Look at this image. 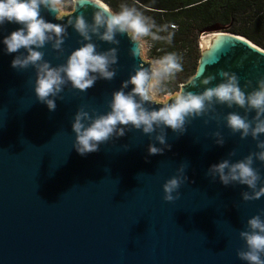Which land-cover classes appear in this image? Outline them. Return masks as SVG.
I'll use <instances>...</instances> for the list:
<instances>
[{
    "label": "water",
    "instance_id": "obj_1",
    "mask_svg": "<svg viewBox=\"0 0 264 264\" xmlns=\"http://www.w3.org/2000/svg\"><path fill=\"white\" fill-rule=\"evenodd\" d=\"M80 11L91 22L94 10L78 7L73 16ZM41 15L52 23L68 20L57 21L43 9ZM18 27L6 23L0 41ZM116 38L120 43L114 79L98 80L84 93L69 86L52 112L36 101L34 70L11 68L19 53L5 54L0 43V264H247L237 257L245 248L239 233L264 211V197L244 202L241 192L246 186L225 187L206 176L208 167L229 158V152L235 153V162L257 151L250 136L241 140L225 126L229 112L243 115V110L217 105L218 120L194 119L182 136L166 129L171 150L163 155L148 156L151 141L137 130L87 156L73 149L76 111L86 106L107 113L112 93L141 63L130 55L127 35ZM93 42L98 51L112 47L95 37ZM80 46L81 38L69 27L62 55L50 45L41 51L57 66ZM200 47L201 79L220 70L235 72L242 88L252 82L250 92L264 76V48L245 37L214 33L201 38ZM219 82L217 77L209 87ZM216 131L225 138L222 147L213 143ZM183 162L188 164V183L181 186L178 200L165 202L162 185ZM254 167L264 177V164L257 161Z\"/></svg>",
    "mask_w": 264,
    "mask_h": 264
},
{
    "label": "clouds",
    "instance_id": "obj_2",
    "mask_svg": "<svg viewBox=\"0 0 264 264\" xmlns=\"http://www.w3.org/2000/svg\"><path fill=\"white\" fill-rule=\"evenodd\" d=\"M70 2L71 14L65 10V0H0V28L6 23L20 25L0 43L4 45L5 54L19 53L11 61V68L23 71L31 67L34 70L36 101L52 112L56 109V101L63 99L62 93L69 86L84 93L98 80L114 79L120 43L116 37L127 35L132 44L130 55L141 63L121 83L120 89L112 93L107 113L97 114L94 110H87L86 106L76 111L71 129L75 137L73 149L77 154L83 157L95 153L108 141L125 136L129 130H137L151 141L147 148L148 156L163 155L166 150H171L166 129L182 136L187 131L186 126L194 119L208 117L218 120L217 105L229 109L235 106L244 114L229 112L224 117L225 126L233 134H239L241 140L250 136L256 141L257 151L235 162L231 159L235 153L229 152V158L208 167L206 176L211 182L218 180L225 187L246 186L248 190L241 192L244 202L264 197V177L254 167L257 161L264 164V139H261L264 136V76L258 78L256 87L248 92L252 82H245L242 88L235 72L220 70L201 79L199 70L180 84L179 91L171 93L166 84L183 71L182 56L169 52L148 62L146 53L152 47L151 42L171 44L177 27L175 24L157 25L151 17L127 3H121L119 11H113L106 0ZM78 7L94 10L91 22L86 20L83 11L73 16ZM42 9L53 14L57 21L68 17L67 23L45 20L41 15ZM69 27L81 38V46L72 51L63 64L52 66L44 59L41 49L50 45L53 51L62 55ZM94 37L112 47L98 51ZM21 49L24 51L21 52ZM218 60L219 56L216 62ZM217 77L220 82L209 87ZM129 86H132L131 90L126 91ZM187 87L204 90L194 93L185 91ZM162 93L171 97L170 102L163 103L158 109L153 108L154 104L161 105L158 96ZM252 113L254 115L250 118ZM208 119L204 121L206 124ZM212 140L221 147L226 142L220 131L212 134ZM128 148V145L123 146L124 151ZM187 168L186 162L181 163L176 174L162 185L165 202L171 203L180 198L181 186L188 183ZM239 236L245 242V248L237 252V257L247 264H264V211L250 218L247 229Z\"/></svg>",
    "mask_w": 264,
    "mask_h": 264
},
{
    "label": "trees",
    "instance_id": "obj_3",
    "mask_svg": "<svg viewBox=\"0 0 264 264\" xmlns=\"http://www.w3.org/2000/svg\"><path fill=\"white\" fill-rule=\"evenodd\" d=\"M65 2L71 3L70 0ZM106 2L113 11H119V5L127 3L136 6L157 25L177 26L171 44L163 41L151 42L149 53L153 59L169 52L182 56L183 71L176 75L175 80L166 84L171 93L179 91L180 84L197 72L201 58L200 41L205 35L232 33L264 48V0H106Z\"/></svg>",
    "mask_w": 264,
    "mask_h": 264
},
{
    "label": "rangeland",
    "instance_id": "obj_4",
    "mask_svg": "<svg viewBox=\"0 0 264 264\" xmlns=\"http://www.w3.org/2000/svg\"><path fill=\"white\" fill-rule=\"evenodd\" d=\"M65 10L67 11V12H71L72 11V6H71V3H69V2H65ZM210 34H208V35H205V36H203L202 38H205V37H208ZM147 40V39H146ZM150 49L148 50V52L146 53V57H147V61L149 62V61H151V60H154L152 57H150ZM171 97L169 96V95H163V94H160L159 96H158V100H159V102L160 103H165V102H167L169 99H170Z\"/></svg>",
    "mask_w": 264,
    "mask_h": 264
}]
</instances>
